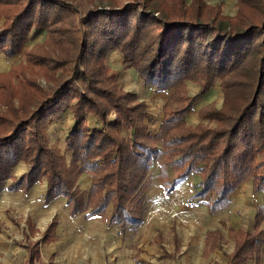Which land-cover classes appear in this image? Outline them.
Here are the masks:
<instances>
[{
    "label": "trees",
    "instance_id": "trees-1",
    "mask_svg": "<svg viewBox=\"0 0 264 264\" xmlns=\"http://www.w3.org/2000/svg\"><path fill=\"white\" fill-rule=\"evenodd\" d=\"M240 3L261 12L243 22L228 20L213 9L207 19L204 0H194L191 9L179 6L176 14L159 8V0H134L120 8H89L84 15L68 0H0V6H18L0 30V48L7 57L22 50L31 27L62 23L57 30L63 39L57 38L54 45L62 44L67 33L75 45L70 56L28 52L34 66L62 69L49 91L31 79L27 66L15 64L0 75V103L5 100L8 107L0 111V193L5 188L28 193L45 178V205L64 196L73 217L87 211V219L103 217L127 233L143 222L155 161H160L158 178L165 194L198 174L191 197L200 198L215 213L230 205L231 195L246 179L251 178L254 191L264 192V0ZM115 50L144 86L175 90L164 105L158 133L153 134L146 121V102L137 92L123 89L118 72L110 68ZM188 80L199 87L196 94L188 92ZM217 82L221 106L204 105L200 117L208 122L186 125L189 109ZM66 111L74 118L65 138L70 162L46 135L48 125ZM90 113L99 125L89 124ZM161 140L162 148L156 144ZM21 160L29 169L12 178ZM85 172L92 175L88 191L77 185ZM262 221L264 206L259 207L256 224ZM56 226L54 219L43 243L56 237ZM230 232L237 239L233 264H248L252 255L260 254L264 230ZM29 249L34 263L40 259L39 241Z\"/></svg>",
    "mask_w": 264,
    "mask_h": 264
},
{
    "label": "rangeland",
    "instance_id": "rangeland-1",
    "mask_svg": "<svg viewBox=\"0 0 264 264\" xmlns=\"http://www.w3.org/2000/svg\"><path fill=\"white\" fill-rule=\"evenodd\" d=\"M69 2H73L74 5L79 9L80 12H82L84 15L86 13V10L89 8L99 7V6H114L116 7H124L128 3H134V0H68ZM157 1V0H155ZM161 1V4L159 5V8L163 10H167L170 13H177L179 10V6L182 8L191 7L193 6L194 0H159ZM206 3V13L208 14L205 18H211L213 17L214 13L210 10L216 9L219 11L221 16H225L228 20L238 21L239 19H242L243 22L246 21L249 17H254L255 13H259L258 9H255L253 7H250L249 5H244L240 3L238 6V0H204ZM256 1V0H255ZM256 3V2H255ZM18 6L12 5V6H0V30H3L2 28L7 23V17L9 15H12L13 12L17 10ZM192 8V7H191ZM190 8V9H191ZM176 11V12H175ZM62 23H55L52 25H47L45 27H42V29H37L35 27H31L29 30L25 44L20 52H17L14 57L6 58L4 55H2L4 52L0 48V69H8L9 64L12 63L15 65H21V66H27V68H24L28 75H30L31 79L37 82L36 84H39L42 87H45L46 89L56 86V79H58L62 74L63 71L59 67L58 69H53V66L47 65V67L39 68L37 66H34L30 60H28L27 54L28 52L31 53H37V54H45L49 55L53 58L60 57V56H70L74 51L75 45L71 44V40L73 35L70 33H67L65 35V39L69 45L63 43H57V45H54V42L59 38L60 40L63 39V37H59L58 30H62ZM58 29V30H57ZM58 32V33H57ZM51 40V42H50ZM112 53V52H111ZM110 53V54H111ZM4 56V57H3ZM111 69L118 72V83L123 87L125 90L129 91H136L140 97V100H144L147 104L146 111L148 112V119L146 118V121L148 122L151 131L153 134H156L161 129V121L163 118V115L165 114L164 111V105L166 102L173 98L174 95V89L167 90V91H157L154 87L150 86H144L143 83L138 79L137 73L134 69H128L125 67L123 63V59L119 55H113L111 54L108 62ZM12 65V66H14ZM11 66V67H12ZM11 70V68H10ZM8 71H0V75L3 73H8ZM55 79V80H54ZM13 83L17 84L18 81L16 78L13 79ZM35 84V85H36ZM197 85L193 82L188 80L187 81V90L190 93H195L199 90L197 89ZM211 93L206 94V96L203 97L193 108L189 109V112L186 114L185 118V124L186 125H193L196 126L198 123L201 122H208L207 120H202L200 117L201 108L204 107L206 104L213 103L215 106L219 107L222 104L223 101V95L221 92V88L219 83L212 88L210 91ZM15 101H17V97H15ZM18 103V102H17ZM7 110L8 107L6 105V101L2 100L0 103V111ZM111 118H113L115 113L113 111H110ZM191 113L193 115H191ZM64 114V112L59 116L61 117ZM91 114V113H90ZM190 115V117H189ZM67 117H70L69 114H67L60 125V131L57 134V140L52 142V136L49 139L48 138V132L46 131V135L48 138V142L54 143L60 146V143L63 144L62 138L66 134V130L63 126L65 122L67 121ZM59 119V118H58ZM71 119V118H70ZM57 120V119H56ZM89 124L94 125L99 123L97 122V118L92 114L91 118H89ZM52 124V123H51ZM49 124L48 126H51ZM48 128V127H47ZM46 128V129H47ZM156 144L162 148V140L157 141ZM54 148V147H53ZM55 149V148H54ZM57 150V149H55ZM65 155V154H64ZM66 156V155H65ZM68 160V159H67ZM159 163L160 161H155L151 167L150 176L152 180V186L149 187V190L151 189V202L148 204L149 201H147V206L144 211V219L140 227H138L135 230H129L127 233V236L125 237L126 241H124V245H127L128 247V257L130 260L129 264H136L133 263V255L136 253L137 249H140L141 253L139 255L140 263L139 264H226L227 258L224 257V253H226V250L230 249V245L226 243L223 247V250H221L222 255L220 252L218 255V251L212 252L210 255H203L204 257H200L198 253L193 252L194 247L188 248V252H181V248L175 249L174 246L178 245L179 243L175 241L174 233L177 232V227L172 226V224H176V222H172V218L170 216L172 215V212L175 211V207L169 204L167 196H165V193L163 191L162 183H160V180L158 178V173L160 171L159 169ZM171 173H174L172 170ZM189 176L188 178L184 179L182 185L179 187L180 190L183 188V193H190L194 189V185L197 182V176ZM12 178H15L12 176ZM11 179V178H10ZM9 180V179H8ZM12 180V179H11ZM8 182V181H7ZM148 198V194H147ZM157 198V199H156ZM149 200V198H148ZM191 199L187 200L185 204L192 210L194 207L198 210L197 203H191ZM38 205L40 204V201H36ZM42 206V205H41ZM196 211V210H194ZM13 215V214H11ZM18 224H14V226L11 225V228H8L4 231L5 239H8V245L7 243L4 245V247H1L0 251V264H25V257H26V251L23 244L25 242L24 240V234L23 229L26 227L23 226L24 220L23 217H17ZM103 221L97 219L95 221L87 222L86 226L81 224L78 227L74 228V235L81 234L85 236H92V235H98V236H105L106 234L113 233L115 236L118 234V231L120 230L119 227L114 225H107L106 228L103 226ZM182 226V225H181ZM93 227V228H92ZM104 228V229H103ZM183 228V226H182ZM69 231L64 228V231L62 232V237L70 235L68 234ZM159 233L161 241L160 245H164L167 252H170L172 256H163L164 252L156 248L153 249V244L155 243L153 238L154 235ZM92 234V235H90ZM8 237V238H7ZM118 239V238H117ZM117 239H115V242H117ZM221 239V236H220ZM107 245V244H106ZM105 245V246H106ZM156 247V246H155ZM45 246H43V249ZM61 248V247H60ZM120 250V249H119ZM224 252V253H223ZM62 253V249H60V258ZM65 258V257H64ZM61 259V264H66L67 258ZM75 264H79L78 258L74 257ZM126 257L123 255L120 256L118 254L116 257H107V264H121L122 261H125ZM104 260V259H103ZM102 260V261H103ZM78 261V262H77ZM83 264H91V258L89 256H86V261H82ZM59 261H56L55 264H58Z\"/></svg>",
    "mask_w": 264,
    "mask_h": 264
},
{
    "label": "crops",
    "instance_id": "crops-1",
    "mask_svg": "<svg viewBox=\"0 0 264 264\" xmlns=\"http://www.w3.org/2000/svg\"><path fill=\"white\" fill-rule=\"evenodd\" d=\"M111 54L119 55L123 59V54L119 50H115ZM2 55L6 58H11L7 57L4 53ZM12 65L14 64H9L10 67H8V69H0V71L10 70V68L13 67ZM198 88L199 87H197V89ZM211 90L212 89H210L207 94H210ZM197 92L190 94H196ZM67 114H69L70 117H67V121L63 125L65 126L64 128L67 129L66 134L62 138L63 144L60 143L59 146L54 143H48L57 149V151L65 154L68 159L67 161L70 162L72 159L71 152L67 150L65 138L74 124L73 114L69 111L64 112L59 119L55 120L51 126H48L46 131L48 132V138L50 139L53 135L52 142L54 140L56 141L57 134H59L58 132L60 131L61 122ZM91 115L92 113L88 115V120L91 118ZM191 115L193 114L191 113ZM91 126H97V124ZM28 169L29 164L25 160L19 161L12 169L13 177L18 178ZM192 176H194V174ZM195 176H197V182L195 183L197 184L200 177L198 174H195ZM11 179L7 181L11 182ZM183 180L179 182L174 191L170 194H165L168 198L169 204L175 207V211L172 212L170 218H172V222H176V224H172V226L177 227V232L174 233V236L175 241L179 244L175 245L174 248H181V252L183 253L188 252V248L195 246L193 252L198 253L200 257H204L203 255L207 256L215 251H218V255H220L219 252L222 254L221 250H223L224 245L228 243L230 249L226 250V253L223 252L225 255H222L227 258L226 264H233L232 255L236 250L237 239L231 234L230 230L244 229L250 233L264 230V221H262L260 225L256 224L259 207L264 206V192L254 191L253 181H251V178L246 179L231 195L230 205L226 209H221V211L215 213L210 211L208 206L202 202L200 198L191 197L194 189L192 192L186 194L182 192L185 188L182 187L180 190L179 187L184 182ZM91 182L92 175L85 172L79 177L77 185L83 191H88L91 188ZM46 191L47 182L46 179L43 178L33 184L32 189L28 193H25L22 190L10 191L6 188L0 193V251L1 247H4L6 243L8 245V239H5L4 231L11 228V225L14 226V224H18L17 217H23V226L26 228L23 229L25 242L21 245L24 246L26 251V257L24 259L25 264H40V260H42L44 264H55L56 261H59L58 264H61V259L64 257L67 258H64L67 260L66 264H75L74 257L78 258L77 260L79 261V264H83L82 261H86V256L91 258V264H107V257H116L118 254H120V256L124 254L126 257L125 261H122L121 264L130 263L128 247L123 243L126 241L125 237L128 233H122L120 226L113 224L120 228L116 236L113 233L101 237L92 234H90L92 236L81 234L74 235V228L81 224L86 226L87 222L99 219L103 221L104 228L109 224L103 217H92L91 219H87L84 215L87 211L73 217L70 215V207L64 196L57 197L45 205L43 199ZM151 195L150 189L148 192V204L151 202ZM189 199H191V203H197L198 210L194 207L191 210L185 204ZM38 200L42 206L38 205L36 202ZM111 209L112 205L109 206L108 211H111ZM54 219H57V226L55 229L56 237L47 243H43L42 240L44 238V233L46 232L48 225ZM66 227L69 231L68 234L70 235L62 237V232ZM208 232H212V234L207 239ZM115 239H117V242H115ZM153 240L155 242L153 244V249L156 250V248H159L161 252H164L163 256H172L170 252H167L168 250L164 245H160V242L162 241L159 233L154 235ZM34 241H39L40 259H35V262L31 263L29 260V244L34 243ZM43 246H45L44 249ZM60 249H62V258H60L59 254ZM140 251V249H137L136 253L133 255V263H140ZM259 253V255H252L248 260V264H264V246Z\"/></svg>",
    "mask_w": 264,
    "mask_h": 264
}]
</instances>
